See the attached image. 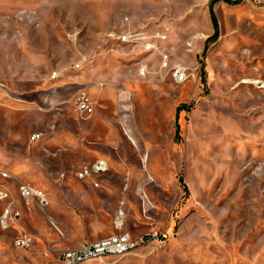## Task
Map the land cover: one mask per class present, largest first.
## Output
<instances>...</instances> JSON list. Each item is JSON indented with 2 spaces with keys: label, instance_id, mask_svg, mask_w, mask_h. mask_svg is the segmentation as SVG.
Listing matches in <instances>:
<instances>
[{
  "label": "rangeland",
  "instance_id": "rangeland-1",
  "mask_svg": "<svg viewBox=\"0 0 264 264\" xmlns=\"http://www.w3.org/2000/svg\"><path fill=\"white\" fill-rule=\"evenodd\" d=\"M141 27L158 48L122 44ZM99 157L111 167L96 188L75 171ZM0 168L50 201L15 194L0 264H64L123 231L134 248L80 264H264V0H0Z\"/></svg>",
  "mask_w": 264,
  "mask_h": 264
},
{
  "label": "built area",
  "instance_id": "built-area-1",
  "mask_svg": "<svg viewBox=\"0 0 264 264\" xmlns=\"http://www.w3.org/2000/svg\"><path fill=\"white\" fill-rule=\"evenodd\" d=\"M155 38H166L164 33H157ZM150 38L145 28L133 29L128 28L125 33L120 37L122 44L127 46L141 47L145 51H150L158 48L155 39ZM168 56L164 55L163 66L168 65ZM148 66L143 65L141 68V74L146 76ZM59 76L58 73L54 74V77ZM171 76L177 83H183L187 81L191 74L188 67L176 66L171 68ZM77 108L81 113L90 114L95 110V104L91 99L88 89L85 87L80 90L77 96ZM42 133L33 134L32 139L38 140L42 138ZM109 160L105 157L96 158L93 162L82 164L76 171L77 178L82 180L91 181L94 187H101L103 184V175L110 170ZM12 178L11 172L0 168V202H4V207L0 216V225L3 228H15L20 219L22 218V211L20 206L17 205V199L15 194L24 199L28 204L34 205L43 209L49 205V197L47 193L36 186H33L26 182H20L15 189L11 186L8 179ZM146 203L150 207L151 201L144 195ZM119 212H117L115 219V226L122 228L125 225V211L122 202ZM121 218V219H120ZM146 237L143 238V240ZM36 242V237L32 234L23 232L16 239L15 244L17 247L29 248ZM138 244L137 240H134L131 233L123 231L122 233L109 235L107 237L98 239L93 242L85 243L79 247L65 249L62 253V261L64 264H80L82 262L99 259L104 260L106 256L123 254L130 249L134 248Z\"/></svg>",
  "mask_w": 264,
  "mask_h": 264
},
{
  "label": "trees",
  "instance_id": "trees-1",
  "mask_svg": "<svg viewBox=\"0 0 264 264\" xmlns=\"http://www.w3.org/2000/svg\"><path fill=\"white\" fill-rule=\"evenodd\" d=\"M241 1L242 0H227L228 3L233 4V5L239 4V3H241ZM212 18H213V23L215 25L216 31L218 32V20L216 18L214 11L212 12ZM181 107H186V106L183 105Z\"/></svg>",
  "mask_w": 264,
  "mask_h": 264
},
{
  "label": "crops",
  "instance_id": "crops-1",
  "mask_svg": "<svg viewBox=\"0 0 264 264\" xmlns=\"http://www.w3.org/2000/svg\"><path fill=\"white\" fill-rule=\"evenodd\" d=\"M104 86H105V85H101V87H104ZM103 90H105V89L103 88ZM104 97H106L105 99H107V98L110 99V96H109L107 93L105 94ZM105 99H104V100H105ZM17 176H18V175H17ZM93 187H94V186H93ZM96 188H100V187H96ZM57 225H58V224H56V223L54 224V226H55L56 228H57Z\"/></svg>",
  "mask_w": 264,
  "mask_h": 264
},
{
  "label": "bare ground",
  "instance_id": "bare-ground-1",
  "mask_svg": "<svg viewBox=\"0 0 264 264\" xmlns=\"http://www.w3.org/2000/svg\"><path fill=\"white\" fill-rule=\"evenodd\" d=\"M121 219V218H120Z\"/></svg>",
  "mask_w": 264,
  "mask_h": 264
}]
</instances>
